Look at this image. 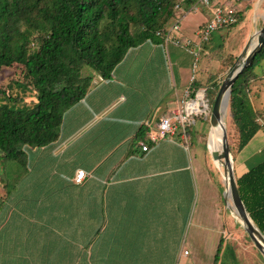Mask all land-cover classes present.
I'll return each instance as SVG.
<instances>
[{
    "label": "crops",
    "instance_id": "obj_1",
    "mask_svg": "<svg viewBox=\"0 0 264 264\" xmlns=\"http://www.w3.org/2000/svg\"><path fill=\"white\" fill-rule=\"evenodd\" d=\"M175 16L181 36L197 40L209 13ZM193 62L160 37L131 49L111 77L93 74L57 142L26 147L9 179L0 163V264H189L195 235L221 234L225 186L214 162L191 150L199 131H188V149L179 128L149 140L191 86ZM262 153L264 127L234 160L236 178Z\"/></svg>",
    "mask_w": 264,
    "mask_h": 264
},
{
    "label": "trees",
    "instance_id": "obj_2",
    "mask_svg": "<svg viewBox=\"0 0 264 264\" xmlns=\"http://www.w3.org/2000/svg\"><path fill=\"white\" fill-rule=\"evenodd\" d=\"M197 2L0 0V71L23 67L27 78L16 85L24 92L36 93L32 108H21L18 100L10 96L7 99L12 104H0V163L10 160L22 168L26 164V147L42 148L57 142L65 113L86 96L93 74L111 77L131 49L156 40L157 33L169 26L175 18L176 5L188 9ZM244 13L240 12V21ZM263 57L264 48L232 87L227 127L234 160L262 129L259 121H264V115L255 107L250 88L259 78L255 69ZM235 61L230 56L223 65L228 69ZM86 67L93 74L84 75ZM204 85L195 80L191 90ZM220 86L214 80L205 87L210 111ZM188 131L191 135L194 132L191 128ZM237 185L248 213L264 234V161L238 177ZM222 248L223 239L214 264H240L232 248L222 259Z\"/></svg>",
    "mask_w": 264,
    "mask_h": 264
},
{
    "label": "rangeland",
    "instance_id": "obj_3",
    "mask_svg": "<svg viewBox=\"0 0 264 264\" xmlns=\"http://www.w3.org/2000/svg\"><path fill=\"white\" fill-rule=\"evenodd\" d=\"M240 6L242 8V11H245L243 20L230 30L224 29L213 33L209 45L210 48L206 50V55H202V57L200 58L197 69L195 70L196 76L198 75V77H202L201 82L205 84L203 88L200 89H206L205 87L210 83V81L214 80L217 83L222 84L230 69L233 67L232 66L228 69L225 68V65H223V61L230 56L235 57L237 61L243 53L244 49L248 46L255 33L263 27L264 0H243ZM255 73L259 76V78H257V80L252 83V86L250 88L251 97L255 107L260 109L264 115V57L257 65ZM83 74H93V70L86 67L83 71ZM24 75V68L21 66L5 68L0 71V104H4L5 102L12 104L11 102H8L7 99L8 96H10L11 98L18 100L19 106L21 108H26L25 106H29V108L33 107V103L36 102V93L24 92L25 90L19 88L16 85L17 83H25L27 77H25ZM3 92H6V96H3ZM227 112L226 122L229 116V106ZM259 122L262 127H264V121L260 120ZM209 126V121L197 122V125L194 126V128L195 130L199 131V133L197 138H195V143L191 150L197 154L205 155L207 157V160L209 162L211 161V164H213L212 158L210 160L208 157V151H206L207 146L205 145ZM263 161L264 153L258 155L255 161H252L250 163L249 167L252 168L253 166L258 165ZM3 165L4 169L9 170L8 173L5 174L7 179H9L11 175L10 167L12 166V161L5 160L3 162ZM213 166L219 174V176L218 174H216V186H218L219 189L221 188L223 190L224 184L222 183L223 181L221 179L222 177L220 175V172L215 165ZM18 168L21 169V166H18ZM238 171L239 170H237V173ZM223 202L225 206L224 193ZM225 211V216L223 214L225 218L222 219V224L220 225L222 229L220 232L221 234L212 233L209 234L208 237H206V233L205 235L201 234L200 236L195 235L194 240L187 243V246L191 251V255L189 257H184V262H188L189 264H214L219 240L221 241L223 239V248L221 253V257H223L222 259H225L229 248H232L237 255L238 262L240 261V264H264V260L261 254L254 247L248 235L239 226L238 222L234 218H232L227 208L225 209Z\"/></svg>",
    "mask_w": 264,
    "mask_h": 264
},
{
    "label": "built area",
    "instance_id": "obj_4",
    "mask_svg": "<svg viewBox=\"0 0 264 264\" xmlns=\"http://www.w3.org/2000/svg\"><path fill=\"white\" fill-rule=\"evenodd\" d=\"M243 0H198V2L188 9H185L180 4L176 5V13L180 12L181 15L185 13H194L206 10L209 13L208 20L202 25L198 34L197 40L191 38H183L181 21L182 17L175 16L172 24H170L164 31L158 32L157 36L162 38L163 43L172 44L177 48L185 50L192 58L193 62V75L190 84L196 80V72L198 63L200 61L204 46L208 45L211 41L213 33L228 29L237 25L240 21V12L242 8L240 4ZM190 86V87H191ZM188 88L184 92V97L178 104L177 109L169 117H163L158 123V136H150L151 143L157 142L159 138H165L168 135L173 136L177 128L181 129V141L187 149L191 144V139L188 134V129L197 125L198 121L210 120V106L211 101L207 97L206 89H197L195 91ZM144 152L149 151L150 145L146 142H139ZM84 172H80L77 176V182H81L84 178ZM188 252H185L187 255Z\"/></svg>",
    "mask_w": 264,
    "mask_h": 264
},
{
    "label": "water",
    "instance_id": "obj_5",
    "mask_svg": "<svg viewBox=\"0 0 264 264\" xmlns=\"http://www.w3.org/2000/svg\"><path fill=\"white\" fill-rule=\"evenodd\" d=\"M256 39V43L252 45L253 40ZM264 48V24L263 27L255 33L253 38L250 40L248 46L244 49L241 56L238 58L236 63L230 69L225 80L220 86L218 95L213 103L210 120H209V131L207 136V149L214 162L223 161V171L219 170L223 184L225 186L224 199L227 210H229L232 218V208H234L243 223H239V226L248 235L254 247L258 250L264 260V234L256 226L250 214L244 205L237 185V178L234 171V158L231 153L229 139L227 132L223 135V148L221 153L216 149L217 140L214 137L212 130L217 131L220 122L222 121L223 114L227 112L231 95L232 87L239 77L240 74L244 73L253 63L257 54H259ZM211 146V148H210ZM213 151V152H212Z\"/></svg>",
    "mask_w": 264,
    "mask_h": 264
},
{
    "label": "bare ground",
    "instance_id": "obj_6",
    "mask_svg": "<svg viewBox=\"0 0 264 264\" xmlns=\"http://www.w3.org/2000/svg\"><path fill=\"white\" fill-rule=\"evenodd\" d=\"M255 43H256V39L253 40L252 45H254ZM226 117H227L226 113L223 114L222 121L220 122V125H219L217 131L212 130V132H215L214 133V137L217 140L216 149L220 153H221L222 148H223V135H224L225 132H227ZM210 148H211V146H210ZM215 164L221 171H223V161H218V162L216 161ZM231 210H232L233 218L236 219L239 223H243V221H242L241 217L239 216V214L237 213V211L234 208H232Z\"/></svg>",
    "mask_w": 264,
    "mask_h": 264
}]
</instances>
